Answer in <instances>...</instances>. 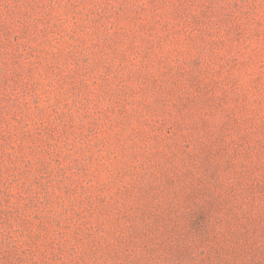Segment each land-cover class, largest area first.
I'll return each instance as SVG.
<instances>
[{"label":"clouds","instance_id":"obj_1","mask_svg":"<svg viewBox=\"0 0 264 264\" xmlns=\"http://www.w3.org/2000/svg\"><path fill=\"white\" fill-rule=\"evenodd\" d=\"M0 264H264V0H0Z\"/></svg>","mask_w":264,"mask_h":264}]
</instances>
